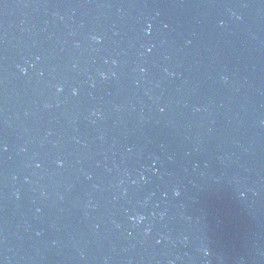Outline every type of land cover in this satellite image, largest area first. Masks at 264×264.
Wrapping results in <instances>:
<instances>
[{
  "label": "water",
  "instance_id": "water-1",
  "mask_svg": "<svg viewBox=\"0 0 264 264\" xmlns=\"http://www.w3.org/2000/svg\"><path fill=\"white\" fill-rule=\"evenodd\" d=\"M0 264H264V0H0Z\"/></svg>",
  "mask_w": 264,
  "mask_h": 264
},
{
  "label": "clouds",
  "instance_id": "clouds-1",
  "mask_svg": "<svg viewBox=\"0 0 264 264\" xmlns=\"http://www.w3.org/2000/svg\"><path fill=\"white\" fill-rule=\"evenodd\" d=\"M146 31L149 32V33L151 32V25H149V27L146 29ZM93 39L99 40L100 37L94 36ZM149 51H151V49H149ZM144 70L145 69H141V71H144ZM22 71L23 72H26L27 69L26 68L25 69H22ZM101 75L102 76H105L106 74L101 73ZM112 75L115 76L116 74L115 73H112ZM224 79L227 80V77L225 76ZM58 90H62V86H58ZM76 91H77L76 89H73L74 94L76 93ZM60 163H62V162H60ZM16 195L19 196V193H16ZM131 219L134 220V221L139 222V221H142L144 219V217L143 216H133V217H131Z\"/></svg>",
  "mask_w": 264,
  "mask_h": 264
}]
</instances>
